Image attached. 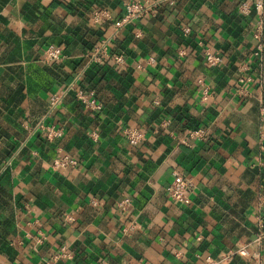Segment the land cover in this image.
Returning <instances> with one entry per match:
<instances>
[{
	"label": "crops",
	"instance_id": "1",
	"mask_svg": "<svg viewBox=\"0 0 264 264\" xmlns=\"http://www.w3.org/2000/svg\"><path fill=\"white\" fill-rule=\"evenodd\" d=\"M127 1L0 0V264H250L234 252L264 214V69L257 15L239 9L253 0H177L119 25ZM96 8L110 18L94 22ZM105 37L109 54L90 61ZM48 44L59 59L44 60ZM129 126L143 132L134 147ZM58 155L77 164L55 169ZM173 171L192 183L189 204L166 191ZM61 248L71 257L54 259Z\"/></svg>",
	"mask_w": 264,
	"mask_h": 264
},
{
	"label": "built area",
	"instance_id": "2",
	"mask_svg": "<svg viewBox=\"0 0 264 264\" xmlns=\"http://www.w3.org/2000/svg\"><path fill=\"white\" fill-rule=\"evenodd\" d=\"M177 0H145V1H127L125 2V14L118 22L119 25L129 22L142 17L145 13L154 9L155 6L165 4L172 6ZM254 9L257 19H256V31L254 33V38L257 40L254 56L259 59L260 65L264 69V0H253V3L248 1L241 2L239 9L242 13H249L251 7ZM110 18V13L106 8H96L91 12V19L94 22H101ZM118 25V26H119ZM184 32H188V28H183ZM110 40L105 37L100 39V41L94 45L91 52L88 55V59L92 62H99L102 56H107L109 54ZM62 49L58 45L48 44L44 50L43 58L45 61H54L61 57ZM113 62L117 65L123 63V57L120 54H114L111 56ZM205 59L210 65H215L222 61V58L218 55L211 53L210 51L205 52ZM262 87H264V70L261 73ZM249 77H239L237 82L239 84V91L243 94H247L244 84L248 82ZM70 90L64 89L59 92L51 93L48 99L49 111H53L62 101L66 92ZM74 97L79 100L84 107L97 111L100 110L102 104L98 101L93 92H84L81 89L73 90ZM209 95L206 88H203L202 98L205 99ZM46 131L47 138L51 139L60 135V131L52 125H46L43 127ZM123 135L126 138L128 144L132 147L138 145L142 138L143 132L135 127L129 126L123 130ZM92 138H96V134L93 133ZM188 136L190 138H203L204 133L201 128L192 129L188 131ZM77 164L76 158L70 157L68 155H58L52 161V166L55 169H66L67 167L74 166ZM192 183L190 179L178 171L172 172V179L166 187V191L169 197L178 204H189L190 203V190ZM131 199L129 196H125L117 201L116 208L120 211H126L130 205ZM126 228V227H125ZM131 228V226H129ZM126 230V229H123ZM264 241V214L260 219L258 231L254 238L250 240L247 244L239 246L235 249V254L246 257L250 264H264V254L262 252V242ZM70 253L61 248L53 256L54 259L69 258ZM98 264H103L102 262Z\"/></svg>",
	"mask_w": 264,
	"mask_h": 264
}]
</instances>
